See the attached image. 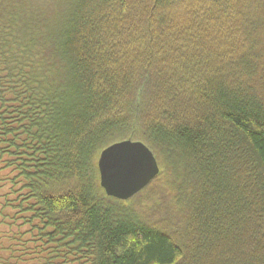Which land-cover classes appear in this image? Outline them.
<instances>
[{"label":"trees","instance_id":"trees-1","mask_svg":"<svg viewBox=\"0 0 264 264\" xmlns=\"http://www.w3.org/2000/svg\"><path fill=\"white\" fill-rule=\"evenodd\" d=\"M0 264H264V0H0Z\"/></svg>","mask_w":264,"mask_h":264},{"label":"water","instance_id":"water-1","mask_svg":"<svg viewBox=\"0 0 264 264\" xmlns=\"http://www.w3.org/2000/svg\"><path fill=\"white\" fill-rule=\"evenodd\" d=\"M99 168L107 194L120 199L142 190L160 171L153 152L139 141L107 147L100 155Z\"/></svg>","mask_w":264,"mask_h":264},{"label":"rangeland","instance_id":"rangeland-1","mask_svg":"<svg viewBox=\"0 0 264 264\" xmlns=\"http://www.w3.org/2000/svg\"><path fill=\"white\" fill-rule=\"evenodd\" d=\"M159 194H160V193H159ZM161 195H162V194H161ZM153 202L156 203V204L158 203V202H155V201H153ZM153 202L150 203V202H146V201L143 202V201H142L141 204H142V206L144 205V208H150V207H152ZM140 212H141V211H140Z\"/></svg>","mask_w":264,"mask_h":264}]
</instances>
